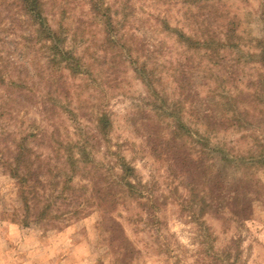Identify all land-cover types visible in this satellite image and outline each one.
Segmentation results:
<instances>
[{"label":"rangeland","instance_id":"obj_1","mask_svg":"<svg viewBox=\"0 0 264 264\" xmlns=\"http://www.w3.org/2000/svg\"><path fill=\"white\" fill-rule=\"evenodd\" d=\"M43 1L80 69L0 0V264H264V0ZM25 139L29 211L10 175ZM70 140L95 162L72 186Z\"/></svg>","mask_w":264,"mask_h":264},{"label":"trees","instance_id":"obj_2","mask_svg":"<svg viewBox=\"0 0 264 264\" xmlns=\"http://www.w3.org/2000/svg\"><path fill=\"white\" fill-rule=\"evenodd\" d=\"M20 3V7L23 11V13L26 15V17L31 21L33 26L35 27L37 34L39 35L40 40L48 45V50L50 52V56L52 57V62L56 61L58 58L62 57L65 53L68 55V57L63 56L62 58L65 59V62L67 64H70V68L73 71L74 75L76 72L80 69L79 63L76 61L74 65H71L72 59L75 61V58L72 56V54L61 51L60 46L62 45L63 41L61 40L60 36L58 35L57 31L53 30L47 20V17L45 15L44 11V1L43 0H18ZM98 10L97 8H95ZM180 39L184 40V42L189 43L191 42V45L189 48H191L193 42L190 40V38H185L181 35L179 37ZM71 56V57H70ZM55 63V62H54ZM145 82V81H144ZM150 82V81H149ZM4 84L3 77L0 75V86ZM151 88V87H150ZM182 121V120H181ZM180 121V126L178 129L180 131H186L188 133L189 128L185 126ZM97 133L99 134V137L103 139L104 141H108V138L110 136V131L112 128V122L109 118V116L106 113H102L100 117L97 119ZM208 139H205V145L202 152H205L206 148L208 147ZM27 140H22L20 142V152L15 157L14 162H16L15 169L11 170L10 175L13 179L19 180L20 182V189L22 190V195L24 196L23 200L25 201V206L27 208V211L30 210V205L27 199L26 195H30L31 188V182H35L36 184L38 182V176L37 172H34L31 157H29L26 152L28 151V147L26 146ZM86 142H83L81 145L79 143H75L74 141H66L65 147L68 148L67 155L63 158V167L65 168V176H66V183L70 184L72 186L75 184V181L78 177L85 176L86 173L90 170H94L95 162L94 160H90V156L92 155L90 152L89 154L86 151ZM79 153H75L77 151ZM115 166L120 170V174H118L117 179L118 183L121 185L123 189L128 191V193L132 194V192L135 190V182H137V176L135 169L125 160V158L121 155H117L115 157ZM38 171V168H37ZM56 178V176H54ZM27 191H29L27 193ZM120 191V190H119ZM99 192H101L99 190ZM108 195H112L110 197V202L115 204L117 193L113 194L110 189L106 192ZM107 195V197H108ZM26 196V197H25ZM106 197V200H107ZM105 199V197H104ZM51 207L50 205H46L42 212L37 216V220L44 221L45 219L49 218ZM79 211L72 212L73 215L78 214Z\"/></svg>","mask_w":264,"mask_h":264}]
</instances>
